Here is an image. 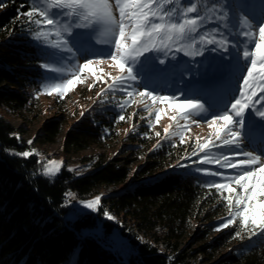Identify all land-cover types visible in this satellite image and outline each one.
<instances>
[{
  "label": "snow or ice",
  "instance_id": "snow-or-ice-1",
  "mask_svg": "<svg viewBox=\"0 0 264 264\" xmlns=\"http://www.w3.org/2000/svg\"><path fill=\"white\" fill-rule=\"evenodd\" d=\"M4 6L0 0V8ZM20 8L17 19L25 18L32 39L48 57L39 63L45 76H50L42 84L44 94L63 99L75 85L85 82L84 73H90L93 83L89 90L97 83L106 85L97 93L96 102L121 110L117 122L138 115L134 112L126 118L124 110L132 104H142L143 111L154 115V122L140 117L147 120L149 128L172 112L168 119L175 122V130L172 123L167 125L163 139L171 141L178 136L180 144L187 142L185 133L190 132V125L205 123L209 136L196 137L195 148L181 157L191 165L170 167L195 165V172L216 178L202 184L214 189L228 210L215 231L235 228L233 239L249 241L264 237V0H29L27 11L21 13ZM96 46L109 51L83 55ZM177 53L193 60L206 53L216 54L211 61L200 62L202 80L186 85L199 88L209 99L187 97L183 89L180 96L161 94L144 83L177 72L183 78L191 71H179L178 64L168 66ZM239 61L244 67L235 94L217 100L213 96L216 77L230 75ZM105 64L115 74L104 72ZM160 146L158 141L154 148ZM12 154L22 158L40 155L35 149ZM62 163L48 160L41 175L55 177ZM67 197V203L75 199L71 193ZM101 200V195H96L79 203L97 212ZM103 215L116 219L107 210Z\"/></svg>",
  "mask_w": 264,
  "mask_h": 264
},
{
  "label": "trees",
  "instance_id": "trees-1",
  "mask_svg": "<svg viewBox=\"0 0 264 264\" xmlns=\"http://www.w3.org/2000/svg\"><path fill=\"white\" fill-rule=\"evenodd\" d=\"M2 2L0 108L9 107L30 119L35 111L30 89L43 78L39 63L44 56L25 18L17 19V8L24 5L20 12L27 11L29 0ZM238 66L242 68L241 63ZM235 72L238 76L239 70ZM118 114L111 105H103L72 123L59 115L50 117L41 123L35 140L52 143L62 135V151L77 153L113 140L121 122L116 121ZM11 129L0 114V264H264V237L233 239L235 228L214 230L228 210L219 194L202 184L216 178L195 172V165L170 167L191 165L181 157L194 145L158 140L160 147L154 148L155 141L142 151L127 148L125 156L101 158L82 174L62 167L55 177L45 178L32 170L33 156L5 153L6 149L27 148L21 137L10 134ZM16 131L22 132V126ZM125 140L144 139L136 131ZM97 186L104 189L99 211L69 219L68 192L79 195ZM105 210L120 217L123 225L101 219ZM96 230L104 235L115 230L128 241L131 252L126 262L89 233Z\"/></svg>",
  "mask_w": 264,
  "mask_h": 264
},
{
  "label": "rangeland",
  "instance_id": "rangeland-1",
  "mask_svg": "<svg viewBox=\"0 0 264 264\" xmlns=\"http://www.w3.org/2000/svg\"><path fill=\"white\" fill-rule=\"evenodd\" d=\"M81 31V30H77ZM84 49H87L86 44L81 45ZM109 51L107 48H102L100 46H96L91 50L84 51V56H92V55H102L106 54ZM216 54H205V57H196L195 60L183 56L182 53H177V59L175 61L169 60L167 62L168 66L179 65V71H183L185 68H191V71L185 73L183 78L180 77L179 72L158 75L153 77L152 79L144 82L147 83L149 90H155L160 92L161 94L172 95L175 94L180 96V89L184 90V95L190 98H201L203 100L209 99L204 92H202L199 88L195 87H186V85H194L196 82H200L202 80L201 72L202 66L201 61H205V63L211 61ZM171 56V54H170ZM162 58V57H161ZM48 59V57L44 56V60ZM43 60V61H44ZM76 61H72L75 63ZM80 62H82V57H80ZM110 63V62H109ZM241 63L242 68L238 65L234 67L235 73L238 72V76H235L234 73L225 74L223 76L216 77V85L213 91V96L216 97L217 100L221 98H227L231 95L235 94V89L239 83V77L243 74L242 69L244 67L243 61H239ZM104 72H112L115 74L114 70L105 64L102 66ZM163 67V66H162ZM83 77H87L84 83H80L74 86V90L69 91V93L63 98L60 99L56 95L49 96L44 94L42 91V84L45 83L50 76L46 77L45 74L43 78L39 80L37 85L30 89V94L33 95V105H34V115L31 116L30 119H25L19 115H16L13 110H10L9 107L6 111L0 108V114L6 117V121L12 126L10 134H16L25 143L27 144V148L23 151H31L35 149L40 155L33 156L35 161L33 164L32 170L37 173H41L43 171V165L47 163L48 160H56L58 162H63L62 167L68 169L75 175L82 174L92 167V165L101 158L106 157H121L127 154L126 149L131 147H139L142 150H145L146 147L155 141L164 140V132L163 129L172 123L174 125L173 130H175V122L170 121L168 116L173 114L172 112H168L162 116V119L159 124L155 127L149 128L147 120L140 119V117H146L149 120L154 122V115L149 116L146 111H143L142 104H132L124 110V114L127 117L132 116V113H138L136 116H132L131 119H126L125 121H121L117 126L116 136H114L113 140L106 141L102 145H92L87 149L81 150L77 153L66 154L62 151V135H59L56 140L52 143H42L35 140V136L39 131L41 123L50 117L54 116H62L67 123H72L75 121L81 112H86L90 110H95L98 107L103 105L110 104H100L97 103V93L100 92L103 88L106 87L103 83H97L96 86L92 87L89 90L88 86L93 83L90 73H84ZM119 93H117V99H120ZM111 99V95L107 97ZM136 99H139L137 97ZM150 103V102H149ZM112 106V105H111ZM115 110L120 113V109L118 107L112 106ZM198 119V118H197ZM180 124H184V121H180ZM22 126L23 131L17 133V126ZM135 126V130L131 131V129ZM190 132L185 133V137L187 142L185 144H181L184 146L194 145L196 137L206 138L210 134V129H208L207 125L203 122L197 125H190ZM143 130V131H142ZM145 130V132H144ZM139 133L140 137H143V142H129L125 140V137L130 132ZM156 132H159L161 135L157 137L155 135ZM32 140L33 143L31 145L28 144V141ZM165 141V140H164ZM175 143H179V137H173L172 140ZM16 151L14 149H6L5 153L10 156H15L13 152H23ZM19 157V156H17ZM135 162L134 164H136ZM61 167V168H62ZM75 197L72 199L69 205V212L67 217L69 219H74L76 216L84 213V212H92L89 209L83 208L82 204L79 203L80 200H89L93 199L96 195H102L104 193V189L102 187H94L93 189L81 193L76 194L73 192H68ZM67 199H69L67 197ZM99 211V210H98ZM97 211V212H98ZM108 211V210H107ZM110 214L111 211H109ZM113 215V214H112ZM116 219L111 220L115 224L123 225L120 217L113 215ZM101 219H107L104 217L103 212L101 213ZM127 222L124 225H128ZM195 227H198V223H195ZM133 232H136L134 230ZM91 235H94L103 243L106 244L112 251L116 252V254L120 255L122 260L126 259L128 253L131 252V247L129 246L128 241L119 236L115 230L111 233L104 235L100 230L90 231ZM192 233V232H191ZM141 238L145 239V235L142 233H137ZM146 239H149L146 237Z\"/></svg>",
  "mask_w": 264,
  "mask_h": 264
},
{
  "label": "water",
  "instance_id": "water-1",
  "mask_svg": "<svg viewBox=\"0 0 264 264\" xmlns=\"http://www.w3.org/2000/svg\"><path fill=\"white\" fill-rule=\"evenodd\" d=\"M108 249H110L108 246H106ZM111 250V249H110ZM112 251V250H111ZM112 252H114V251H112ZM124 262H126V259L124 260Z\"/></svg>",
  "mask_w": 264,
  "mask_h": 264
},
{
  "label": "built area",
  "instance_id": "built-area-1",
  "mask_svg": "<svg viewBox=\"0 0 264 264\" xmlns=\"http://www.w3.org/2000/svg\"><path fill=\"white\" fill-rule=\"evenodd\" d=\"M95 237V236H94ZM95 238H97V237H95Z\"/></svg>",
  "mask_w": 264,
  "mask_h": 264
}]
</instances>
